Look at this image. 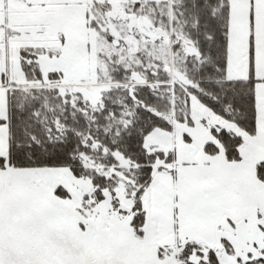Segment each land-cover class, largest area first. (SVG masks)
Returning <instances> with one entry per match:
<instances>
[{
	"label": "snow or ice",
	"instance_id": "6c2138e0",
	"mask_svg": "<svg viewBox=\"0 0 264 264\" xmlns=\"http://www.w3.org/2000/svg\"><path fill=\"white\" fill-rule=\"evenodd\" d=\"M0 264H264V0H0Z\"/></svg>",
	"mask_w": 264,
	"mask_h": 264
}]
</instances>
